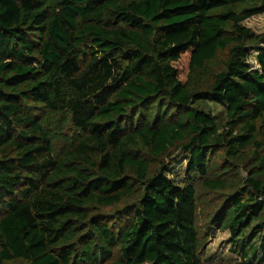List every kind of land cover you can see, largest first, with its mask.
Instances as JSON below:
<instances>
[{
	"label": "trees",
	"instance_id": "16d2710c",
	"mask_svg": "<svg viewBox=\"0 0 264 264\" xmlns=\"http://www.w3.org/2000/svg\"><path fill=\"white\" fill-rule=\"evenodd\" d=\"M261 14L0 0V264H204L215 230L264 264Z\"/></svg>",
	"mask_w": 264,
	"mask_h": 264
},
{
	"label": "rangeland",
	"instance_id": "374dc122",
	"mask_svg": "<svg viewBox=\"0 0 264 264\" xmlns=\"http://www.w3.org/2000/svg\"><path fill=\"white\" fill-rule=\"evenodd\" d=\"M243 25L250 29L254 34H263L264 14L256 15L247 19L246 21H244ZM249 64L251 66H255L253 52L251 53ZM207 108L210 107L206 105L205 110ZM211 110L216 114L217 121L221 123L224 118V110L220 106H214ZM168 169H170V177H175V179L179 181L183 177L184 162L181 160L175 162V164H168ZM111 212L113 211L109 210V212L107 213ZM231 246L232 244L230 243V235L228 231L215 230L213 236L208 240L206 246L204 247V251L202 252L200 258L204 264H231L233 261L239 262L240 260H242V256H238L232 253L230 251ZM247 257L249 258V255Z\"/></svg>",
	"mask_w": 264,
	"mask_h": 264
}]
</instances>
